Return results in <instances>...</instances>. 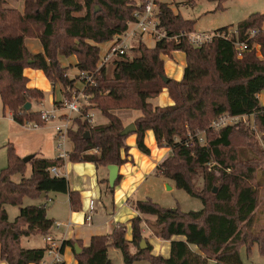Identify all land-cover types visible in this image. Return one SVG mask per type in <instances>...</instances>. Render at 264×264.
Here are the masks:
<instances>
[{"label":"trees","instance_id":"trees-1","mask_svg":"<svg viewBox=\"0 0 264 264\" xmlns=\"http://www.w3.org/2000/svg\"><path fill=\"white\" fill-rule=\"evenodd\" d=\"M222 2L227 0H208ZM146 0H25L24 11L3 8L0 0V98L4 111L13 121L23 125L36 122L44 126L41 110L27 111L25 105L40 103L44 91L28 86L25 70L43 72L52 86L60 84L68 97L74 89L68 69L60 57H77L76 68L93 76L94 84L82 80L87 105L82 111L77 129L70 130L74 149L70 162H89L98 167L121 166L130 157L127 139L136 136L138 150L147 156L146 143L151 131L159 148H169L170 155L158 165L156 172L175 183L177 189L199 199L201 210L182 211L166 208L151 199L137 201L138 215L131 221V238L126 227H116L112 233L91 238L88 246L81 241H64L61 251L71 247L78 264H113L109 249L119 250L125 264L148 261L151 264H243L241 251L249 254L256 244L264 255V228L258 229L255 215L259 208L256 186L264 184V171L256 175L248 162L239 159L236 140L244 126L230 124L221 129L211 127L224 115L253 117L264 134V12L251 14L238 23L232 40L220 37L228 28L214 32L212 41L200 46L190 44L186 36L195 30L196 22L175 13L166 3L156 4L158 28L166 37L154 47L138 43L130 49L134 54L118 55L107 66L97 69L100 45L126 33L135 14L143 11ZM220 8V7H219ZM256 30L252 37L250 33ZM178 37V41L174 39ZM27 39H37L43 52L34 54ZM246 42L248 49L239 57L236 42ZM255 44L260 46L257 56ZM180 51L186 55V67L180 81L165 74V56ZM168 82L164 81V78ZM164 89L174 101L160 107L152 103ZM57 102L56 104H60ZM92 109H98L108 120L93 125L88 119ZM132 110L136 132L122 136L125 124L116 114ZM204 133L205 142L200 134ZM89 134V137L86 136ZM97 152V153H92ZM252 161V160H251ZM30 165L32 171L26 175ZM65 159H48L37 155L25 163L14 144L8 146V164L0 172V261L7 264H40L46 249H25L22 238L46 236L54 221L47 217L46 203L23 206L25 198L42 201L50 193L65 194L71 209L82 208L81 194L73 191L64 176L51 173L53 167H63ZM247 165V167H246ZM247 168L245 171L243 169ZM231 171L238 174L233 175ZM201 174L203 187L195 178ZM21 179L15 181L14 177ZM119 175L115 187L120 184ZM19 207V214L9 221L7 207ZM153 222H150V219ZM146 224L149 237L170 241V257L153 255L149 237L143 234ZM184 240H173V237ZM147 246L142 249V241ZM75 244L81 248L77 253ZM66 264L64 261L62 263Z\"/></svg>","mask_w":264,"mask_h":264},{"label":"rangeland","instance_id":"rangeland-1","mask_svg":"<svg viewBox=\"0 0 264 264\" xmlns=\"http://www.w3.org/2000/svg\"><path fill=\"white\" fill-rule=\"evenodd\" d=\"M25 0H5V4L3 8L8 9H24ZM154 2L155 4L166 3L175 13H179L184 18L192 19L196 22L195 30L196 33H209L212 34L216 30L221 28H228V32H233L237 29L238 23L248 18L251 14L257 12H264V0H227L222 2L221 5L218 1H208V0H146L145 3ZM13 7V8H10ZM220 7V8H219ZM131 25H129V28ZM128 28V29H129ZM145 38V42L143 38ZM142 42L146 46L154 47L157 39L151 35L150 33L144 34L142 36H137L134 40L128 42L130 49L132 47H137L138 43ZM113 42L110 41L104 44H101V52H100V60L103 58L108 51L113 47ZM257 50V56L261 57L260 46L254 45ZM129 55H133L134 53L129 50ZM172 61L176 66H184V63L181 65L179 61L175 63L176 60H172L171 58L166 60ZM60 62L62 65L70 66L67 73L70 79H75L76 82L74 84V89L71 91V94L68 97L63 95L62 90H60V84L57 85V89H52V92L46 91L44 93L45 103L43 105V100L40 103H33V111L38 110H48L59 108V114L62 116L61 118L66 119L70 118L73 130L77 129L78 121L84 120L82 117V111L87 105L86 96L82 93L84 89V85L81 80V72L76 68L77 57L75 55L70 56L69 58L60 57ZM100 62V61H99ZM112 62V61H111ZM111 62L107 64L108 73L112 70ZM186 65V64H185ZM186 67V66H185ZM184 67V69H185ZM33 84L37 86L39 89H47V84L49 81L43 75L36 76L33 79ZM51 86V83H50ZM55 96L56 100L61 101L62 99L72 100L73 98L77 99L79 104L81 105L80 112L75 114H67V112L61 109V103L56 104L57 101L52 102V96ZM154 100V99H153ZM152 100V103H153ZM260 101L264 104V92L260 95ZM155 103V100H154ZM153 103V104H154ZM130 112L134 113L135 116H139L140 114L135 111H126L119 110L116 111L118 116H123L124 113ZM90 113L95 115L93 125L105 124L107 123V118L103 116V114L98 109H92ZM10 113L8 111H3V106L0 98V172L4 169L8 164V146L9 144H14V146H18L21 149L29 150L36 152L39 151L41 154H45L47 157L57 156L61 153L57 149L58 139L54 135V126L57 123H63L65 121H55L52 120L48 123H44V127L41 126L39 131H33L32 129H27L26 127L19 126L15 124L12 120L9 119ZM230 121V120H229ZM29 121L25 122L28 123ZM32 123V122H30ZM213 123V122H212ZM236 126H244L246 128L240 130L238 139L236 140V144L238 146L239 159L244 162H248V167H252L255 175L259 171H264V134L261 132L258 127L254 123L253 117H242L238 118L234 121L233 125ZM212 125V124H211ZM25 126V125H23ZM127 126V125H126ZM125 126V127H126ZM218 130V129H214ZM205 134L202 132L200 137L205 138ZM205 142V140H204ZM68 152L70 153L74 149V144L71 140L67 142L66 146ZM97 153V152H92ZM252 160V161H251ZM247 167V165H246ZM247 168L243 169L245 171ZM233 175L238 174L235 171H231ZM15 181H19L21 179L20 175H16L14 177ZM166 187L165 191H162V196L159 198L161 201H158L161 206L166 208L175 209L179 207L182 211L188 212L191 210H201L203 208V204L199 199L192 198L185 191L177 189L175 187V183L171 180H165ZM195 183L197 187L202 188L203 182L201 174L195 178ZM108 185V184H107ZM252 185L257 188L259 193V208L255 215V220L258 229L264 228V184L260 186H256V182H252ZM61 194L51 193V197L45 201H41L42 203H46V207L49 208L53 205V200L56 196ZM37 201L32 200L31 198H26L23 202V206H28L26 203L35 204ZM9 221L13 222L15 218L19 214V207L17 206H8L7 207ZM150 219V218H149ZM153 222V219L149 220ZM143 234L145 236L150 235L149 227L144 224ZM39 239V237H36ZM30 239V238H29ZM176 240V239H173ZM182 240V239H178ZM28 239L23 238V248L28 249L30 246L28 244ZM170 252V251H169ZM162 256L165 255L164 252L158 253ZM170 257V253H168ZM109 257L112 260L113 264H125L123 260V256L119 250L114 248H110ZM167 256V258H169ZM241 257L243 260V264H264V255H261L258 251V246L255 244L252 247L251 252L248 254L246 249L243 247L241 251ZM69 259V257H68ZM66 259L67 264H71V259ZM134 264H151L148 261H140L135 262Z\"/></svg>","mask_w":264,"mask_h":264},{"label":"crops","instance_id":"crops-1","mask_svg":"<svg viewBox=\"0 0 264 264\" xmlns=\"http://www.w3.org/2000/svg\"><path fill=\"white\" fill-rule=\"evenodd\" d=\"M20 11L23 12L24 9H21ZM141 38H143L145 42V38ZM26 44L29 50L34 54L43 52V47L37 39H27ZM169 58L174 61L176 60L175 63H178L177 61H179L181 65L184 63V66H176L171 60L166 63V60ZM164 61L166 77L168 79L180 81L183 77L184 67L186 66V55L183 52L176 51L173 52L170 56H165ZM63 66L68 67L66 65ZM24 73L25 76L29 79L28 86L30 88H37V86L33 84V79L36 76H45L42 71L34 70L32 68H27ZM57 85L58 84H56L55 86H50L49 82L47 84V89L40 90L44 91V93L46 91L52 92V89H57ZM60 90H62L61 87ZM154 100V105L160 107L170 106L174 103L172 98L169 96L167 89H164L163 92ZM54 101L58 102L53 94L52 102L54 103ZM44 103L45 98L43 99V105ZM31 109L33 110V104ZM119 117L121 118L125 126L134 123L135 119L137 118L134 113L130 112H125L123 116ZM9 119L13 121L11 114L9 115ZM13 122L17 124L15 121ZM17 125L24 127L20 124ZM127 143L130 146V157L125 164L119 166V175L122 176V180L120 184L114 188V190H112L109 186V171L107 167H98L95 164L89 162H70L68 160V157L65 159V165L63 167H60L59 175L66 177L69 181L71 189L81 194L82 208L80 211H73L71 209L70 198L68 195L61 194L56 196L52 201L53 205L50 208L47 206V217L54 221V225L50 230V233L46 236H51L56 241H59L61 243L70 240L81 241L83 246L86 247L90 244L92 237L108 235L112 233L116 227L123 225L127 229V238H131L130 221L138 215L133 206L134 203L146 199H151L156 203H159L158 201H161L159 198L163 195L162 191L164 192L166 190V179L158 175L156 169L158 165H160V163H162L170 155L171 150L169 148H159L151 131L147 133L146 137V143L151 150L150 156L144 155L138 150L136 146L135 135L130 136L127 139ZM16 149L17 154L21 158L29 155H37L38 157L48 159H56L60 157V154L55 157H47L45 154L43 155L37 150H35L36 152H33L32 150L29 151L21 149L18 146L16 147ZM31 171L32 169L29 165L26 175L29 176L31 174ZM50 197L51 193L49 194V198ZM43 198L36 200L37 202L35 204H26L41 205V201L43 200ZM91 202H94L93 211H91L90 208ZM88 215H92L93 217L91 223H86V217ZM56 223L61 224V226L57 227ZM143 232H145V230ZM46 236L24 237L28 239L27 242L30 245L27 248L46 249ZM36 237H39V239ZM146 237H149V235H147ZM173 239L184 240V237L178 236L173 237ZM21 244L23 245V238ZM149 244L153 247V255L157 256L160 255L158 253L164 252L165 255L163 257H169L168 253H170L169 251H171L170 241H164L157 237H149ZM68 257L69 259H71V264H78V261L75 259L71 247H66L63 251V261L66 264V259H68ZM0 264L7 263L0 261Z\"/></svg>","mask_w":264,"mask_h":264},{"label":"built area","instance_id":"built-area-1","mask_svg":"<svg viewBox=\"0 0 264 264\" xmlns=\"http://www.w3.org/2000/svg\"><path fill=\"white\" fill-rule=\"evenodd\" d=\"M136 21L130 23L131 27L126 31L125 34L116 37L113 41V47L108 51V53L101 58L100 62L98 63L97 69H101L102 67L106 66L109 62H111L116 56L118 55H125L129 53L130 47L128 42L135 39L138 35H144L150 33L153 35L157 40L165 38L166 32L158 28V18L156 16V4L154 2H148L143 11H139L135 14ZM257 33L256 30L252 31L250 35L253 37ZM237 34V31L233 32H225L220 35L223 39L232 40V37ZM181 36H186L188 41L193 46H200L202 44L208 43L212 41L214 38V33H190L185 34L181 33ZM176 41H178V37H174ZM236 51L238 52L239 57H242L243 52L248 49L246 42H236L235 43ZM81 79L86 80L89 84H94L93 76H89L85 73H81ZM61 109L65 110L67 114H75L80 112L81 105L79 104L78 100L73 98L72 100L64 99L61 101ZM62 116L59 114V108L52 109L51 111L42 110L41 111V119L44 123H48L52 120L55 121H65L63 123H57L54 126L55 137L58 139L57 142V149L61 151L60 157L66 159L68 157V150L66 148L67 142H69V132L73 130L71 119L61 118ZM88 119L93 122L94 114L90 113ZM240 117H231L228 115H224L221 118L213 121L211 127L213 129H221L227 125L233 124L236 119ZM230 120V121H229ZM24 127L27 129L38 130L41 126L36 122H28L24 123ZM201 141L204 142L203 138ZM59 167L51 168V173L53 175L59 176ZM91 211L94 210V202H91ZM92 215H88L86 217V223L92 222ZM56 226L59 227L61 224L56 223ZM45 242L47 244L45 257L41 261L40 264H56L63 262V252L61 251L62 243L56 241L51 236L45 237Z\"/></svg>","mask_w":264,"mask_h":264},{"label":"water","instance_id":"water-1","mask_svg":"<svg viewBox=\"0 0 264 264\" xmlns=\"http://www.w3.org/2000/svg\"><path fill=\"white\" fill-rule=\"evenodd\" d=\"M164 81L168 82V79L165 77ZM31 108H32V104L31 103H27L25 105V109L27 111L31 110ZM135 132H136V126H135L134 123H131V124L127 125L124 128V130L121 132V135L122 136H128V135H130L132 133H135ZM86 136L89 137V134L86 133ZM33 158H34V155H29V156L24 157L23 161L25 163H29ZM107 168H108V171H109V179H108L109 180V186H110V188L112 190H114L116 181H117L118 176H119V166H117V165H109ZM44 196L45 195H42V198ZM146 246H147L146 241L145 240L142 241V243H141L142 249H145ZM75 249H76L77 253L81 252V248L78 246V244H75Z\"/></svg>","mask_w":264,"mask_h":264}]
</instances>
